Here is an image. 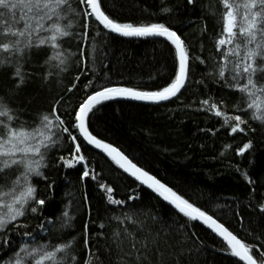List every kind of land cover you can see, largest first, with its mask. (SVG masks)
I'll return each mask as SVG.
<instances>
[{
	"label": "snow or ice",
	"instance_id": "snow-or-ice-1",
	"mask_svg": "<svg viewBox=\"0 0 264 264\" xmlns=\"http://www.w3.org/2000/svg\"><path fill=\"white\" fill-rule=\"evenodd\" d=\"M186 2L196 7L201 0ZM218 3V13H209L217 17L219 27L210 37L214 51L205 57L194 56L182 30L170 22L122 19V5L117 0H0V264H202L200 257L207 245L193 222H200L220 238V251L235 258V264H264V227L258 232L250 230L244 225L245 218L236 213L244 232L241 237L227 226V213L236 209L225 205L223 214H218L193 202L95 132L109 103L136 101L158 107L181 100L194 84L207 87L203 77L193 81L195 63L211 64L207 76L230 94L219 99L208 94L186 105L222 120L219 128L200 131L215 136L223 129L233 138L246 136L257 132L252 121L264 136V0ZM174 11L163 7L160 13L171 16ZM207 30L205 23L201 34ZM113 35L148 41L153 45L149 55L155 58L160 53L168 62L135 86L115 82L110 61L105 63ZM72 72L75 76L64 84ZM57 84H64L58 92ZM32 85H42L45 90L51 85L55 92L49 93L51 100L46 107L35 111L26 99ZM65 93H79V99L71 103ZM231 97L236 99L229 107ZM84 143L106 154L138 182V187L146 186L172 206L175 216L165 219L160 214L121 211L110 217L116 224L110 234L100 231L94 240L89 231L95 223L91 221V206L89 222L83 224L79 238L68 231L77 218L68 210L71 201L59 216L43 215L53 203L55 180L49 182L48 175L53 168H82L81 179L96 181L108 206L123 209L129 201L140 199L136 190L127 200L117 198V188L102 182L84 154ZM253 147V140L248 139L236 148V155L244 156ZM55 152L67 155L53 161ZM236 170L252 186L246 207L264 221V199L256 196L257 181L248 170L239 166ZM121 179L117 176L115 181ZM39 184H46V189ZM201 198L202 194L197 197ZM30 218L40 220L35 231L26 222ZM252 222L249 218V224ZM98 227L103 230L108 226L100 222ZM100 236L105 238L103 246L98 242ZM249 238L255 243H249Z\"/></svg>",
	"mask_w": 264,
	"mask_h": 264
},
{
	"label": "trees",
	"instance_id": "trees-1",
	"mask_svg": "<svg viewBox=\"0 0 264 264\" xmlns=\"http://www.w3.org/2000/svg\"><path fill=\"white\" fill-rule=\"evenodd\" d=\"M117 3L122 5L120 10L122 19L138 22L159 19L170 22L182 30L194 56L202 54L209 57L213 53L214 43L210 37L218 33L219 27L216 24L217 17L209 13L210 10H216L218 13L220 8L218 0H201L196 7L188 5L186 0H117ZM163 7H172L175 10L173 15H161L160 10ZM141 9L146 11L142 12ZM148 13L153 15L149 17ZM205 23L208 30L202 35ZM201 47H203V53H201ZM152 48L153 45L148 41L113 35L110 55L105 61V63L110 61L112 80L118 83L126 82L127 86H135L141 79L147 80L150 75H154L160 65L168 60L160 53H156L155 58L151 57L149 53ZM210 69L211 64L199 66L193 64V81H199L203 77L207 87L194 84L193 89L186 92L181 100H174L158 107L130 101L109 103L104 109L100 122L96 125L95 132L99 134V138L120 147L134 159V162L166 183H170V186H175L182 194H187L193 202L212 208L218 214H223L225 205L236 209L235 213L233 211L227 213V220L230 222L227 226L243 237L244 232L236 213L245 218L244 225L250 230L258 232L261 227H264V221H261L251 208L246 207L251 199L252 186L246 183L236 167L249 171V174L257 181L256 196L264 199V167L261 166L264 165V136L260 135V128L252 121L250 124L257 128V132L248 133L246 136L241 134L233 138L223 129L215 136L200 131V129L219 128L222 120L208 113L196 112L186 105L192 104L194 100L205 98L208 94H216L217 99L230 96L227 91H221L219 85L207 76ZM75 74L72 72L64 84H69ZM83 82L82 80L81 88ZM64 84L55 85L56 92L63 88ZM27 91L29 95L26 99L34 111L46 107L51 100L50 92L55 95L51 85L47 90L42 85H32ZM65 95L71 103L79 99V93H65ZM234 99L236 97H231L229 100V107ZM248 139L253 140V149L244 156L236 155V148L242 147ZM225 145H231V148L226 149ZM82 150L91 160L102 182L117 188V198L127 200L129 195L135 194L133 190H136L140 199L129 201L123 209L108 206L97 182L91 178L81 179L82 168H53L48 173L49 182L55 180L53 203L43 215L49 216L54 213L55 216H59L64 206L71 201L68 210L77 218L73 221L72 229L68 231L79 238L83 232V224L89 222L88 212L91 206V221L95 223L90 224L89 231L93 234L94 240L97 239L95 234L100 231H103L105 235L110 234V231L116 227L115 221H110V217L119 215L121 211H127L130 214H160L165 219L175 216L172 206L145 187H138V183L124 174L110 158L91 149L86 143L83 144ZM59 155H67V153L55 152L53 161ZM117 176L122 179L115 181ZM39 187L42 190L46 189V184H39ZM201 194L202 198L198 200L197 197ZM217 205L221 207L217 209ZM249 218L253 221L251 224H249ZM26 222L35 231L40 220L30 218ZM100 222L108 227L99 229ZM193 227L200 240L207 245V249L200 257L202 264H235V258L220 251L223 244L218 237L197 222H193ZM13 239L18 237L13 236ZM98 242L103 246L104 236L98 237ZM248 242L255 243L251 238ZM80 245L82 248V239H80ZM81 254L86 256V250H82ZM2 255L3 253L0 252V256ZM4 258L7 259V257Z\"/></svg>",
	"mask_w": 264,
	"mask_h": 264
},
{
	"label": "water",
	"instance_id": "water-1",
	"mask_svg": "<svg viewBox=\"0 0 264 264\" xmlns=\"http://www.w3.org/2000/svg\"><path fill=\"white\" fill-rule=\"evenodd\" d=\"M115 36H118V35H115ZM118 37H120V36H118ZM121 38H123V37H121ZM126 39H130V38H126ZM135 40H137V39H135ZM130 102H136V101H130ZM136 103H140V104H146V103H144V102H136ZM167 103H169V102H167ZM166 104V103H165ZM91 149H93V150H95V151H97V152H99V153H101V154H103V155H105L106 156V154H104L101 150H99V149H95L93 146H90V145H88ZM107 157V156H106ZM127 175V174H126ZM128 176V175H127ZM129 177V176H128ZM131 178V177H130ZM131 179H133L134 180V178H131ZM135 181V180H134ZM138 183V182H137ZM142 187H145L146 189H147V187L146 186H142ZM149 191H151L150 189H148ZM152 192V191H151ZM153 193V192H152ZM153 194H155V193H153ZM156 196H158L157 194H155ZM160 198V197H159ZM162 199V198H161ZM163 200V199H162ZM167 203V202H166ZM197 223H199L200 225H202L200 222H197ZM203 226V225H202ZM205 228H206V226H204ZM210 231V230H209ZM211 232V231H210ZM217 237V236H216ZM220 239V238H219Z\"/></svg>",
	"mask_w": 264,
	"mask_h": 264
}]
</instances>
